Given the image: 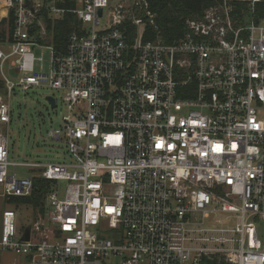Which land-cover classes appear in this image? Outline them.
Returning a JSON list of instances; mask_svg holds the SVG:
<instances>
[{
	"label": "built area",
	"instance_id": "built-area-1",
	"mask_svg": "<svg viewBox=\"0 0 264 264\" xmlns=\"http://www.w3.org/2000/svg\"><path fill=\"white\" fill-rule=\"evenodd\" d=\"M261 2L214 0L166 43L146 38L150 0H0V31L14 18L0 37V188L28 196L34 175L51 183L27 240L17 208L2 211L0 252L27 264H264ZM67 14L77 23L59 50L47 21ZM35 49L49 51L47 70H35ZM16 87L61 92L66 114L48 135L66 158L9 160ZM17 166L33 172L19 178ZM219 212L239 221L215 236L201 225Z\"/></svg>",
	"mask_w": 264,
	"mask_h": 264
},
{
	"label": "rangeland",
	"instance_id": "rangeland-1",
	"mask_svg": "<svg viewBox=\"0 0 264 264\" xmlns=\"http://www.w3.org/2000/svg\"><path fill=\"white\" fill-rule=\"evenodd\" d=\"M251 12L247 13V20H250ZM35 56L41 57L42 62L35 63L36 71L47 70L49 61V51L46 49H35ZM3 72L14 77L15 73L7 69L4 64ZM51 95L56 100V107L51 108L46 100V96ZM61 92L46 87H33L27 91H23L16 87L9 98L10 104V123L8 129V158L13 162H56L66 158L67 148L64 142L52 139L48 132L57 129L62 125V115L66 114V106L61 100ZM6 126H0L1 130H5ZM12 169V168H10ZM16 175L24 177L32 174V170L26 167H15ZM65 182H61L63 187ZM62 192V190H61ZM17 208L18 216L16 219L17 228L28 226L32 218L37 217V210H33L31 206H17L14 203L6 201V197L2 195L0 188V215L4 209ZM237 213H215L204 218L201 227L203 229H217L213 232L215 236H219L218 229L220 227L233 228L239 221ZM221 219L222 225L216 223L215 220ZM198 220V219H197ZM200 220V218H199ZM193 237L199 235L197 226H193ZM218 246V244H215ZM201 246L198 242H185V247L192 249L191 255L194 256L195 249ZM206 247H212L213 244H205ZM0 264H27L22 255H18L12 251L0 252Z\"/></svg>",
	"mask_w": 264,
	"mask_h": 264
},
{
	"label": "trees",
	"instance_id": "trees-1",
	"mask_svg": "<svg viewBox=\"0 0 264 264\" xmlns=\"http://www.w3.org/2000/svg\"><path fill=\"white\" fill-rule=\"evenodd\" d=\"M214 0H150V9L155 14L154 25L146 29V38L159 37L163 42L170 43L182 36L185 30V20L188 17L202 13L203 9L211 5ZM256 20L264 18V0L257 5ZM12 12L7 20L1 22L0 37H4V25L10 30L13 25ZM76 19L67 14L54 21H47L48 31L52 33V43L59 50H63L65 41L76 27ZM0 94H4V85L0 79ZM51 183L39 175H34L32 190L28 196H8L6 201L14 203L15 207L31 206L33 210L42 212V203L46 193L50 190ZM198 264H229L222 256H203Z\"/></svg>",
	"mask_w": 264,
	"mask_h": 264
},
{
	"label": "water",
	"instance_id": "water-1",
	"mask_svg": "<svg viewBox=\"0 0 264 264\" xmlns=\"http://www.w3.org/2000/svg\"><path fill=\"white\" fill-rule=\"evenodd\" d=\"M98 13L100 14L101 11L99 10ZM46 100L48 101V104L51 108L54 107L55 103H54V98L50 95L46 96L45 97ZM29 229H30V226H26L25 229H24V233H23V236H22V239L23 240H27L28 239V236H29Z\"/></svg>",
	"mask_w": 264,
	"mask_h": 264
}]
</instances>
